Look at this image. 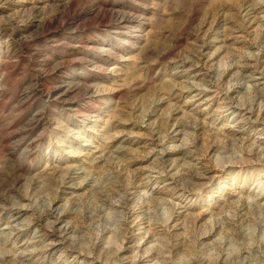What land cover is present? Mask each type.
<instances>
[{
    "label": "rangeland",
    "instance_id": "1",
    "mask_svg": "<svg viewBox=\"0 0 264 264\" xmlns=\"http://www.w3.org/2000/svg\"><path fill=\"white\" fill-rule=\"evenodd\" d=\"M0 264H264V0H0Z\"/></svg>",
    "mask_w": 264,
    "mask_h": 264
}]
</instances>
